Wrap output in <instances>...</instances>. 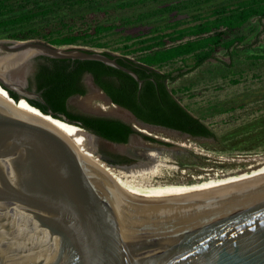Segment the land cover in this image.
I'll return each mask as SVG.
<instances>
[{
  "label": "water",
  "instance_id": "95a60500",
  "mask_svg": "<svg viewBox=\"0 0 264 264\" xmlns=\"http://www.w3.org/2000/svg\"><path fill=\"white\" fill-rule=\"evenodd\" d=\"M20 54L22 62L0 67V84L17 92L18 100L41 97L24 87L29 62L39 54L100 60L144 82L102 51L0 39V60ZM121 108L132 114L137 130L151 128ZM54 118L81 126L64 114ZM152 153L137 151L135 161L122 166L154 163L158 157ZM107 183L120 193L107 194ZM0 201L24 209L0 216V264H264V176L205 188L121 193L57 128L15 112L1 99Z\"/></svg>",
  "mask_w": 264,
  "mask_h": 264
},
{
  "label": "trees",
  "instance_id": "16d2710c",
  "mask_svg": "<svg viewBox=\"0 0 264 264\" xmlns=\"http://www.w3.org/2000/svg\"><path fill=\"white\" fill-rule=\"evenodd\" d=\"M254 18L263 22L264 0H0V38L108 48L111 42L106 38L116 34L118 44L102 52L135 71L144 79L142 85L132 74L100 60L39 54L28 88L41 97H27L28 102L42 113L64 114L116 143H127L131 135L138 134L154 143L173 145L119 118L74 111L69 99L88 93L82 77L91 73L113 103L138 119L193 137L224 141L219 149L233 153L264 147V113L219 135L183 103V90L171 88L170 83L210 59L232 68L245 53L248 66L264 64V45L256 46L263 30L255 33ZM253 35L256 38L251 41ZM220 52L230 62L221 60ZM10 92L17 101L19 95ZM249 95L264 101V88ZM239 105L245 108L247 104ZM229 108L236 110L234 105Z\"/></svg>",
  "mask_w": 264,
  "mask_h": 264
},
{
  "label": "rangeland",
  "instance_id": "374dc122",
  "mask_svg": "<svg viewBox=\"0 0 264 264\" xmlns=\"http://www.w3.org/2000/svg\"><path fill=\"white\" fill-rule=\"evenodd\" d=\"M255 24H258L255 33L263 30L256 46L264 45V20L260 23L254 18L252 25ZM117 38L116 34L106 38L111 42V46L108 48L84 45L65 46L87 47L96 51L113 50V46L118 44L115 41ZM255 38L256 35L251 36V41ZM115 52L119 53V51ZM244 54L240 59H236L232 68L221 61L210 59L196 71L170 83L171 88L183 90L181 93L183 103L195 115L202 117L219 135L224 134L231 126H236L264 113V101H257L255 96L249 95L264 88V64L248 66L245 63ZM218 56L221 60L230 62V57L227 54L220 52ZM188 62L191 63L192 60ZM176 65H183V63L178 62ZM234 79H237L238 82H233ZM85 83L88 93L73 97L70 101L73 108L87 114L121 117L131 124L136 123L132 114L113 104L107 95L93 83L89 75H86ZM243 101H246L247 104L245 108H241L239 105ZM231 105H234L236 110H230ZM147 130L144 133H150L173 145L154 143L145 140L138 134H135L128 143H115L95 136L98 140L97 152L109 159L100 160L95 152L92 155L97 160L126 173L127 168L123 167V164L116 168L108 155L116 154L130 158L129 163H132L136 159L135 152H141L147 148L153 149L158 160L166 163L163 173L159 177L151 178L150 181L154 184L200 182L213 177L237 175L264 165V147L230 153L219 149L226 144L224 141L220 143L214 139L188 138L179 132H170L163 128H148Z\"/></svg>",
  "mask_w": 264,
  "mask_h": 264
},
{
  "label": "bare ground",
  "instance_id": "6f19581e",
  "mask_svg": "<svg viewBox=\"0 0 264 264\" xmlns=\"http://www.w3.org/2000/svg\"><path fill=\"white\" fill-rule=\"evenodd\" d=\"M29 53H24L23 56ZM21 55V56H20ZM15 55L13 58L6 59V61L0 60V67L6 64H13L21 60H24L22 54ZM0 99L7 103L15 112L20 114L28 115L34 118H38L62 132L76 147L77 151L81 154L85 161L94 164L98 168L104 170L111 177L113 182L117 185V188L121 193H132V192H147V191H162V190H178V189H193V188H205L221 185H229L244 181H249L261 176H264V165L258 168L252 169L248 172L239 173L237 175H229L223 177H213L209 179H204L200 182L193 183H157L154 184L150 180L154 177H159L163 173L164 163L162 160H157L154 163L149 164H137L129 166L126 173H122L114 167L106 164L105 160L109 158L103 155H99L96 149H98V140L93 134H91L87 129L78 126L76 124H70L62 119L54 118L52 115H45L39 109L35 108L26 99L22 98L15 101L11 96L10 92L6 90L0 84ZM143 131H148L147 129H142ZM96 150V151H95ZM100 158L99 161L93 157L92 153ZM155 153H152L154 155ZM93 160V163H92ZM175 167L174 165H172ZM177 167V166H176ZM107 194H118L120 193L116 188L111 187L110 184H106ZM24 210L23 208L14 205L12 203L0 201V216Z\"/></svg>",
  "mask_w": 264,
  "mask_h": 264
},
{
  "label": "flooded vegetation",
  "instance_id": "af4514ba",
  "mask_svg": "<svg viewBox=\"0 0 264 264\" xmlns=\"http://www.w3.org/2000/svg\"><path fill=\"white\" fill-rule=\"evenodd\" d=\"M37 56V55H36ZM36 56H34L30 62H29V67H28V71H27V74H26V78H25V83H24V87L25 89H29V85H30V78H34V74L36 72V69L38 67V63L39 61L36 59ZM85 77H86V74L82 77V83L83 85L86 86V83H85ZM33 88H35V83L33 84ZM30 90V89H29ZM13 92V91H12ZM13 93H16L18 94L17 92H13ZM19 95V94H18ZM75 97V96H73ZM71 97L69 99V103L71 101V99L73 98ZM71 105V104H70ZM72 107V106H71ZM72 109L74 111H79V110H76L75 108L72 107ZM123 109V108H122ZM125 110V109H124ZM81 112V111H79ZM148 124V123H146ZM151 128H163V129H166V130H169L167 127H164V126H158V125H153V124H149ZM170 131V130H169ZM135 135V134H134ZM110 156L113 157L114 161L116 162L117 165H121V164H126V163H129L130 162V158H127V157H124V156H120V155H116V154H111Z\"/></svg>",
  "mask_w": 264,
  "mask_h": 264
}]
</instances>
